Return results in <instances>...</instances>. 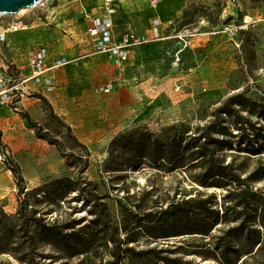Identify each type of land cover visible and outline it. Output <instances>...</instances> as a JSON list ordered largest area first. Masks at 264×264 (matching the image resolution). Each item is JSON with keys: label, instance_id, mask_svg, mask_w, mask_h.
Returning <instances> with one entry per match:
<instances>
[{"label": "rangeland", "instance_id": "1", "mask_svg": "<svg viewBox=\"0 0 264 264\" xmlns=\"http://www.w3.org/2000/svg\"><path fill=\"white\" fill-rule=\"evenodd\" d=\"M81 1L85 4L87 0ZM59 2L61 0H43L31 8H26L21 14L0 13L1 19L7 22L20 18L35 25L34 33L24 35V39L20 40L32 41L42 33L47 37L52 33L53 25H56L53 24L56 23V17L52 19L50 16L51 10L58 6ZM79 2L74 4V15L86 21L78 12L81 7ZM119 2L124 3L126 12L122 13L130 15L138 36L146 39L145 43H159L158 53L153 57V67L138 72L133 78L128 77L127 81H105L104 85L108 84L104 88L91 89L99 93V97L85 101L83 105L73 104L75 111L69 107L67 109L70 112L65 114L59 113L51 100L43 94L54 112L70 126L77 139L86 145L88 163L83 171L76 168L77 166L68 167L54 145L37 138L34 130L25 125L23 112H27L42 125L48 123L50 130L54 127L63 129V125L59 126L58 120L49 114L43 101L36 97L37 92L30 90V94L24 97L22 113L16 114L10 105L0 100V131L4 145V154L0 152V207L6 212L15 211L18 192L15 176L9 167L17 168L23 178V184L28 188L62 176L86 177L94 181L96 186L93 192L97 195H107L105 201L115 223L122 219L117 200L127 203L125 197L132 196L130 200L143 197L147 202L150 197L156 198L159 205H164L165 201L176 193L178 196L180 192L186 191L192 195L195 192L194 187L197 186L184 178L181 170L165 172L150 167L145 157L139 160L137 167H129V153L122 150L120 142L111 144V141L136 127L159 140L164 128L171 124L183 122L190 128L202 125L210 118L213 109L235 93L241 92L245 97L264 103V0H183L185 7L182 12L170 20L173 25L162 28L168 22L159 21L161 26L156 24L155 20L150 23L162 28L159 33L165 38H152L151 31L143 32L137 26L138 20H145L139 15V8L151 5V0ZM185 9L188 11L186 16L183 15ZM123 15L120 14L125 19ZM244 16H248L249 21H255V24L241 28L239 45L236 46L228 35L218 30L225 25L241 23ZM86 24V31L79 28L77 34L88 32L90 24L87 21ZM28 30L22 32L26 33ZM18 34L13 37H19ZM64 34L59 31L60 37L68 39ZM179 35H186L184 38L187 44ZM76 37L69 36L70 40ZM243 38H246L245 42L241 40ZM93 40L92 38L91 43L87 45L90 50L82 48L85 41L73 42L78 48L73 56H84L96 50ZM180 48L183 49L179 52L180 59L177 61L175 53ZM11 50L8 56L15 57L13 59L17 65L23 64L22 73L28 75V57L23 51ZM61 58L66 59V55ZM119 165L121 170H111ZM257 186H264V180ZM149 189L152 190L151 196L144 195L143 191ZM198 189L217 193L220 191L215 187L205 189L199 186ZM73 195L74 192L71 193V196ZM70 206L67 210H77L71 218L84 217L83 223L89 219L87 208H81L79 201H70ZM160 225V233L167 236L154 238L141 231L137 235V241L133 243L135 248H192L193 244L207 241L200 238L199 234H180L182 227L175 220L162 219ZM103 256L104 259L110 258L107 252ZM185 258L200 260V257L194 254L185 255ZM79 261L78 257H74L55 261L53 264H80ZM201 264L216 263L213 260H202Z\"/></svg>", "mask_w": 264, "mask_h": 264}, {"label": "trees", "instance_id": "2", "mask_svg": "<svg viewBox=\"0 0 264 264\" xmlns=\"http://www.w3.org/2000/svg\"><path fill=\"white\" fill-rule=\"evenodd\" d=\"M187 14L185 9L183 15ZM36 97L63 129L50 130L48 123L42 125L23 112L25 125L37 138L54 145L68 167L83 171L88 163L86 145L43 95ZM141 130L133 128L111 144H122V150L129 153V167H137L145 157L150 167L181 170L197 186L192 195L178 192L164 205L156 198L147 202L143 197H125L127 203L117 200L122 219L115 223L105 201L107 195L93 192L94 181L62 176L28 188L17 168L9 167L18 189L17 207L13 213L0 207V264H53L74 257L80 264H201L202 260L264 264V186H257L264 180V103L235 93L213 109L202 125L171 124L159 140ZM1 135L0 131V152L4 154ZM121 169L119 165L111 170ZM199 186L220 191L207 192ZM151 189L143 194L151 196ZM72 200L87 208L90 217L86 222L84 217H70L77 211L67 210ZM162 219L178 222L180 234H199L207 241L192 248L136 249L133 243L141 231L154 238L167 236L160 233ZM105 252L109 259H104ZM190 254L200 260L185 258Z\"/></svg>", "mask_w": 264, "mask_h": 264}, {"label": "crops", "instance_id": "3", "mask_svg": "<svg viewBox=\"0 0 264 264\" xmlns=\"http://www.w3.org/2000/svg\"><path fill=\"white\" fill-rule=\"evenodd\" d=\"M77 1H80L79 3L84 6L96 7L97 12L103 11L102 7L100 6V0L97 2H90V0H87L85 4L81 0H61V2H59L58 6L55 8H58L57 10L58 12L60 11L59 13L62 14V16H59V13H55L56 18H54L56 23L53 24L56 25H53L50 36L46 37V35L42 33L40 36H36L37 38L33 39L32 41H30L31 39L20 40L24 39V35L34 33L33 29H35V27L30 29L33 23L30 24L28 32H19L18 36L20 38L17 37V39L16 36L14 38V35L11 36L12 45H15V50L13 51H23L25 56H27V51L30 46L35 42L45 43L49 47L50 59L61 58L64 54L66 55L65 63L49 72L53 75L54 87L52 90L39 91L33 82H29L30 89L33 92H37V94H44L47 98H49L51 103H53V106L56 107L58 112L61 114L70 112L69 109H67L69 107H71L72 111H75L74 106H72L73 104L83 105L85 101H91L99 97L100 94L93 92L91 89L95 87L104 88L108 84L107 83L104 85L105 81H127L128 77L133 78L138 72H144L145 69L148 70L152 68L155 62L153 57H155L158 53L157 48L159 46L158 42L150 41L148 43L134 47L127 60L123 63V65L120 66L116 64L114 59L109 57L106 52L98 50L88 52L84 56H81L82 54H80L79 57H74L73 55L78 51V48L73 42L81 43L85 41L86 43L83 42L85 46L82 48H87V45L91 43L92 39V36L89 34V32L77 34L79 28H82L86 31L87 25L86 21H84L82 18H77L74 15L73 7H75L74 4L76 5ZM158 1L159 2L156 4H151L147 7L141 6L139 8V15L145 19L141 22L140 20L137 21L139 30H142L143 32H146L147 30L151 31L152 24L150 23H152L151 21L154 19H158V21L161 23H169L170 20L176 18L185 7L183 0H174V4L169 8L165 7L164 5L160 7V0ZM120 5L122 11L113 17V31L114 35L117 37H119L126 30L129 22L131 24L134 23L130 15H123L122 12H126L124 9V3H120ZM135 10L138 12L137 7ZM120 14L126 18L123 19ZM60 30L65 33L64 35L67 36L68 39H64L59 36ZM73 35L77 37L70 40L69 36L71 37ZM83 50L84 49H82V51ZM87 50H90V48H87ZM58 54L61 57H57ZM148 74V77H150L151 74L149 71Z\"/></svg>", "mask_w": 264, "mask_h": 264}, {"label": "built area", "instance_id": "4", "mask_svg": "<svg viewBox=\"0 0 264 264\" xmlns=\"http://www.w3.org/2000/svg\"><path fill=\"white\" fill-rule=\"evenodd\" d=\"M157 2L158 0H151L152 4H156ZM100 6L103 9L102 12H97L94 6L88 7L84 5H81L78 12L83 15L90 24L87 29L94 39V48L98 51L106 52L119 66L123 65L134 47L144 44L147 40L138 36V33L130 22L126 30L119 37L115 36L113 31V17L122 11L120 2L118 0H101ZM247 19L248 16H244L241 23L225 25L218 31L228 35L234 44L238 46V36L241 28H243V26L247 27L255 24V21H249ZM154 20L156 24L161 26L158 19ZM171 25H173L172 21L166 23L162 28H167ZM29 26L30 23L20 18L4 22L0 14V100L10 105L11 109L16 113H22L24 111L22 101L24 97L30 94L29 92L31 89L29 82H33L39 91L52 90L54 87L53 75L49 72L66 61L64 58L50 59L49 47L45 43L35 42L27 51L28 59L26 62L30 66V73L28 75L22 73L23 64L17 65L16 61L8 56V52L14 49L11 36L29 29ZM156 26L157 25L151 26V32L153 33V36L151 35L152 38L163 37L161 33H159L162 28ZM174 29L175 28H173V30ZM179 37L187 44L183 36L179 35ZM182 49L183 48H180L175 53L177 61L180 59L178 54Z\"/></svg>", "mask_w": 264, "mask_h": 264}, {"label": "water", "instance_id": "5", "mask_svg": "<svg viewBox=\"0 0 264 264\" xmlns=\"http://www.w3.org/2000/svg\"><path fill=\"white\" fill-rule=\"evenodd\" d=\"M43 0H0L1 14H15L24 8H31Z\"/></svg>", "mask_w": 264, "mask_h": 264}, {"label": "bare ground", "instance_id": "6", "mask_svg": "<svg viewBox=\"0 0 264 264\" xmlns=\"http://www.w3.org/2000/svg\"><path fill=\"white\" fill-rule=\"evenodd\" d=\"M97 2L98 0H90V2ZM101 1V0H100ZM173 1L174 0H162L160 3H159V6L161 7V6H165V7H170V6H172L174 3H173ZM58 8H53L52 10H51V13H50V16H51V18L53 19L54 17H56V15H55V13H59L58 12V10H57ZM26 11V8H24V9H21V10H19L17 13L18 14H21V13H23V12H25ZM59 16H62V14H60L59 13ZM35 27V25H32L31 27H30V29L31 28H34Z\"/></svg>", "mask_w": 264, "mask_h": 264}]
</instances>
